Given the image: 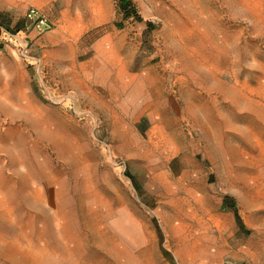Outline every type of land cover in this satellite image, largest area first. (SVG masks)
<instances>
[{
    "label": "rangeland",
    "instance_id": "374dc122",
    "mask_svg": "<svg viewBox=\"0 0 264 264\" xmlns=\"http://www.w3.org/2000/svg\"><path fill=\"white\" fill-rule=\"evenodd\" d=\"M129 1L0 0V264H264V0Z\"/></svg>",
    "mask_w": 264,
    "mask_h": 264
},
{
    "label": "crops",
    "instance_id": "0c3cea01",
    "mask_svg": "<svg viewBox=\"0 0 264 264\" xmlns=\"http://www.w3.org/2000/svg\"><path fill=\"white\" fill-rule=\"evenodd\" d=\"M47 1V0H46ZM53 1H57V0H49V2H53ZM61 1H80V0H61ZM82 2H84V4L88 5L89 7L93 8L92 11L93 13L90 14V17L87 18L85 20V22L87 23H100V22H104L105 18L104 16H100L98 14V11H96V8H98L102 2H110L112 0H81ZM166 249V248H165ZM149 260V259H147ZM156 261H154V259L147 261L146 264H174L172 259L165 253V256L162 254H160L156 259ZM134 263V262H133Z\"/></svg>",
    "mask_w": 264,
    "mask_h": 264
},
{
    "label": "built area",
    "instance_id": "2783aa9c",
    "mask_svg": "<svg viewBox=\"0 0 264 264\" xmlns=\"http://www.w3.org/2000/svg\"><path fill=\"white\" fill-rule=\"evenodd\" d=\"M28 27L37 35H41L53 29L54 25L49 18L36 8H29L25 14Z\"/></svg>",
    "mask_w": 264,
    "mask_h": 264
},
{
    "label": "trees",
    "instance_id": "16d2710c",
    "mask_svg": "<svg viewBox=\"0 0 264 264\" xmlns=\"http://www.w3.org/2000/svg\"><path fill=\"white\" fill-rule=\"evenodd\" d=\"M119 7L125 14V16L135 15V11L129 0H118ZM230 208L234 210V205L230 204ZM237 215V214H236ZM237 222L239 221L238 216H236Z\"/></svg>",
    "mask_w": 264,
    "mask_h": 264
},
{
    "label": "bare ground",
    "instance_id": "6f19581e",
    "mask_svg": "<svg viewBox=\"0 0 264 264\" xmlns=\"http://www.w3.org/2000/svg\"><path fill=\"white\" fill-rule=\"evenodd\" d=\"M5 86H6V84H5ZM2 92H3V91H2ZM0 93H1V92H0ZM3 93H4V92H3ZM2 98H4V97H2ZM2 98H1V99H2ZM10 205H11V204H10ZM9 220H10V219H9Z\"/></svg>",
    "mask_w": 264,
    "mask_h": 264
}]
</instances>
